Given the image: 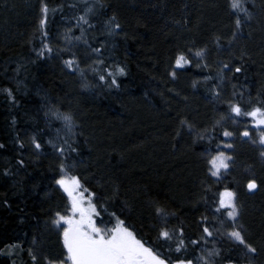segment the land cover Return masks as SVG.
Returning a JSON list of instances; mask_svg holds the SVG:
<instances>
[{
    "label": "trees",
    "instance_id": "obj_1",
    "mask_svg": "<svg viewBox=\"0 0 264 264\" xmlns=\"http://www.w3.org/2000/svg\"><path fill=\"white\" fill-rule=\"evenodd\" d=\"M47 2L50 8L57 4L63 8L49 14L46 26L53 54L36 60L33 48L41 43V0L30 4L29 0H0V144L4 145L0 148V264H33L29 250L40 255L39 264H45L44 255L61 254L58 230L50 224L54 212L65 203L53 180L58 176L60 157L46 143L56 137L57 128L61 138L78 148L71 153L70 162L76 165L73 174L101 197L114 196L110 210L123 209L118 214L145 239L155 241L162 223L155 208H165L167 226L183 228L188 247L184 253L161 251L183 254L193 264L201 249L209 246L220 248L222 257H243L242 246L215 231L207 245L189 243L202 235V216L208 217L210 230L223 232L219 218H214L207 186L213 184V192L223 184L241 190L244 209L239 224L257 248L251 255L252 264H264V165L254 148L240 138L249 127L248 117L232 114L234 120L216 125L221 116L229 114L227 101L238 98L232 96L233 91L243 93L240 102L245 109L264 101V0H245L252 19L235 41L229 0H100L103 7L99 6L92 22L95 27L85 25L83 37L73 17L83 14L85 0ZM113 16L120 28L109 34L104 22ZM69 28L71 37L78 34L82 38V46H65ZM101 41V53H93ZM57 47L62 51L57 53ZM201 48L206 49L203 59L190 54L192 64L185 69L175 67L179 52L188 54L190 49L194 54ZM73 55L83 70L101 58L105 66L124 67L125 74L117 77L119 87L99 90L88 76L82 78L68 69L64 60ZM221 61L233 69L241 65L243 71L225 70L220 84L215 77ZM205 76L214 79L205 82ZM85 81L87 88L82 86ZM193 81H197L195 88ZM214 84L222 92L220 101L213 100L208 91ZM5 88L13 89L16 102ZM50 107L72 115L76 134L65 136L59 121L49 125L45 112ZM181 120L194 125L196 131L190 134ZM224 129L234 136L223 137ZM196 132L205 139L198 140ZM33 135L42 142L39 150L31 143ZM221 139L232 143L233 148L226 151L235 165L228 171L230 177L214 184L215 178L206 175L204 149L215 148ZM20 159L25 161L23 167ZM249 168L252 175L245 173ZM5 169L11 174L5 175ZM252 178L259 188L248 195L244 188ZM243 261L240 264H247Z\"/></svg>",
    "mask_w": 264,
    "mask_h": 264
},
{
    "label": "snow or ice",
    "instance_id": "obj_2",
    "mask_svg": "<svg viewBox=\"0 0 264 264\" xmlns=\"http://www.w3.org/2000/svg\"><path fill=\"white\" fill-rule=\"evenodd\" d=\"M87 0H85V3ZM97 4L103 7L100 0H97ZM75 7V5H71ZM96 5H87L83 14L78 17H73L75 20V27H78L81 31V37L84 36L85 28L95 27L94 23L90 22L89 13H94ZM230 14L234 16L235 30L232 33V41H235L242 34L243 26L245 23L251 21L252 14L245 5V0H229L228 4ZM63 5L57 4L55 7L50 8L47 0H41L40 3V19L38 31L41 34L40 46L34 47L33 51L36 55V60H41L46 57H50L54 48L49 41V31L47 25L49 23V14L53 15L62 10ZM243 14V15H241ZM104 27L109 34H112L115 29L120 28V24L116 23L115 17H110L104 22ZM71 28L66 30L64 39L71 42L69 37L71 36ZM81 37H73L74 39H80ZM232 41H229L231 44ZM85 43L87 41L85 40ZM217 43L219 40L217 39ZM103 42H100V47L92 48V52L96 54L101 53ZM67 50V49H65ZM57 53L62 50L58 47L55 49ZM193 55L196 58L203 59L206 56V49L201 48L194 54L191 50H188V54L181 51L175 57V67L182 68L185 65L192 64V60L189 59V55ZM243 59V56H241ZM35 63L36 61H31ZM97 67L91 70L98 76V80L102 82L101 86H107L108 88L119 87L117 77L125 74V68L119 65L114 67L105 66L104 60L97 59L94 61ZM64 64L68 69H74L79 72L81 77H84V70L80 69L75 56L64 60ZM208 67L207 64L203 65ZM196 67H201L197 64ZM234 71L235 73H241L243 68L241 65H236L233 69L229 63L223 61L220 62V68L216 73L215 79L222 84L225 80L224 71ZM19 72V67L16 69ZM171 75L176 76V72L172 71ZM214 79L212 76H205L204 81H210ZM197 81H193L192 86L195 88ZM87 88L88 83L82 85ZM236 86L233 85V89ZM8 97L16 102V97L13 94L12 88H5ZM211 93V98L216 101H220L222 92L219 89V85L214 84L208 89ZM233 97H238L235 101L228 100L229 114L227 117L221 116V120L216 121V124H221L222 120L233 119L232 114L235 117H250L251 128L249 130L246 127L241 133V137H247L253 145L260 148L259 156L264 160V101H260L256 104H252L250 109H245L240 102L243 97V93H237L233 91ZM45 116L49 118V125L53 120L59 121L62 124V128L65 131V136L69 134L74 135L73 129L75 123L70 113L61 112L58 108L50 107L45 112ZM15 123V119H13ZM181 126L187 127L189 133L195 132V127L187 120H181ZM253 131L257 134V138L253 137ZM60 128L56 129V137L49 138L46 143L50 145L56 154L60 157L58 165V176L53 177L55 185L59 186V189L65 196V203L62 209H58L54 212L50 219V224L58 230V235L61 241V254L57 257L44 255L43 260L45 264H193V259L186 256H171L167 252L174 251L175 253H184L187 251L188 245L185 242L184 229L170 228L167 226V216L169 213L165 208L156 206L155 212L157 216L161 218L162 223L157 226V236L155 241L151 238L145 239L142 234H139L132 226L126 223L125 219L121 218L118 214L123 209L110 210L109 202L114 199V196L101 197L96 191L91 190L86 186V182L82 180L81 176L73 174L75 163L70 162L71 153L78 152V148L73 146V143L69 142L67 138H61L59 133ZM180 135V132H177ZM198 140L205 139L204 134L196 132ZM234 133L223 130V137H233ZM212 138L209 137V140ZM31 143L36 150L42 148V142L35 135L31 138ZM21 147H24L23 142L20 143ZM223 146V147H222ZM4 145L0 144V148ZM231 143L225 142L223 139L215 145V148H205L204 156L206 159L207 172L206 175L211 178H215L214 184H222L224 176L228 173L231 167L235 165V159L230 155L226 149H232ZM20 166L25 165L23 159L18 160ZM5 175H10L8 169L4 170ZM246 187L249 192L258 190V184L256 179H248ZM206 192L212 193L211 206L214 208V218H219L218 222L224 231L221 232L219 228L210 230V226L206 223L208 217L202 216L201 221L203 223L202 235L197 240H190L189 243L193 245L200 244L201 241L205 245L209 243L208 238H214V231L226 236L230 241H233L238 246H242L243 257L248 258L247 264H252L251 255L257 253V248L254 247L246 239L244 228L239 224L240 206L238 202L237 191L223 184L221 188H218L213 192V184H209L206 188ZM204 199L207 201L208 197ZM174 245V248H173ZM18 245H12V248ZM167 249V252H162L161 249ZM2 251V250H0ZM9 255L11 252L8 253ZM29 254L33 261V264H39L40 255L35 251L29 250ZM219 258V259H218ZM196 264H240L239 258H233L232 256H221V249L215 246L211 248H202L200 255L195 257Z\"/></svg>",
    "mask_w": 264,
    "mask_h": 264
},
{
    "label": "rangeland",
    "instance_id": "obj_3",
    "mask_svg": "<svg viewBox=\"0 0 264 264\" xmlns=\"http://www.w3.org/2000/svg\"><path fill=\"white\" fill-rule=\"evenodd\" d=\"M23 1H25V0H23ZM30 3H35V0H29V4ZM87 5H96V7H95V9H94V13H89V17H90V22H93V20H95L96 18H97V15H98V13L100 12V7H99V5L97 4V0H87V2H86V6H85V8L87 7ZM2 6H3V8H6L7 7V4H2ZM97 25H99L98 23H96ZM67 30V29H66ZM65 30V31H66ZM64 31V32H65ZM98 31H99V29H98ZM63 33V32H62ZM75 37H80V36H78V34L75 36ZM97 38V37H96ZM69 39H70V43H74L75 45H71L68 41H66L65 39H64V44H65V46H67L68 48L69 47H71V46H82V38H80V39H74L73 37H69ZM81 42V43H80ZM65 50V49H64ZM86 59H88V57L86 58ZM189 65H185L184 67H182V68H178V69H185V68H187ZM94 67H96V64L94 63V65L92 66H90V68H88V69H85L84 70V75L85 76H88V79L91 81V82H93L94 84H95V87H97V89H99V90H102V88L104 87V86H101V84H102V82H100L99 80H98V76H97V74L95 73V72H93L91 69L92 68H94ZM79 73V72H78ZM77 73V74H78ZM84 91V88L82 89V90H80V92H83ZM224 121V120H223ZM234 122V121H233ZM248 125H249V130H252L251 129V118L250 117H248ZM235 123V122H234ZM217 125V124H216ZM220 125V124H219ZM74 134H76V132L74 133ZM253 137L254 138H257V134L255 133V131H253ZM247 141V143L248 144H250V146H252V148H254V149H252L251 147V149L254 151L255 150V152H256V155H257V159H258V161L260 162V164H262V165H264V160H262L261 158H260V156H259V151H260V148L258 147V146H256V145H253L252 143H251V141L249 140V139H247L246 140ZM232 144V143H231ZM245 173L247 174V175H252V169H246L245 170ZM229 176V172L224 176V178L226 179L227 177ZM231 176V175H230ZM229 176V177H230ZM227 184H229V182L230 181H228L227 180ZM257 184H258V182H257ZM258 188H259V185H258ZM235 189V188H234ZM236 190V189H235ZM236 191H238L237 193H238V202H239V206H240V216H239V220H240V217H242V211H243V209H244V206H243V204H241V202L244 200H241V195L239 194V192L241 191V190H236ZM258 191V190H257ZM244 193H247L248 195H252V194H254V193H250L249 191H248V189H247V187H246V185H245V188H244ZM245 203V202H244ZM222 231H224V228L222 227Z\"/></svg>",
    "mask_w": 264,
    "mask_h": 264
},
{
    "label": "bare ground",
    "instance_id": "obj_4",
    "mask_svg": "<svg viewBox=\"0 0 264 264\" xmlns=\"http://www.w3.org/2000/svg\"><path fill=\"white\" fill-rule=\"evenodd\" d=\"M248 126H249V125H248ZM248 128H249V127H248ZM240 138H242L244 141H246V140L248 139L247 137H241V136H240ZM246 142H247V141H246ZM214 192H215V191H214ZM256 192H257V190L254 191V192H250V193H254V194H255ZM208 248H211V247L209 246ZM243 259L248 260V258H246V257L243 258V257H242V258H239V261L244 262Z\"/></svg>",
    "mask_w": 264,
    "mask_h": 264
}]
</instances>
